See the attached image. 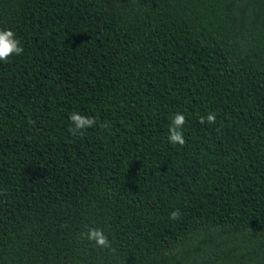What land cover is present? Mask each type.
Returning a JSON list of instances; mask_svg holds the SVG:
<instances>
[{
  "label": "trees",
  "instance_id": "16d2710c",
  "mask_svg": "<svg viewBox=\"0 0 264 264\" xmlns=\"http://www.w3.org/2000/svg\"><path fill=\"white\" fill-rule=\"evenodd\" d=\"M3 29L0 264H264V0H0Z\"/></svg>",
  "mask_w": 264,
  "mask_h": 264
},
{
  "label": "clouds",
  "instance_id": "9594fccd",
  "mask_svg": "<svg viewBox=\"0 0 264 264\" xmlns=\"http://www.w3.org/2000/svg\"><path fill=\"white\" fill-rule=\"evenodd\" d=\"M23 53V47L20 41L16 38L13 30L3 29L0 30V61H7L10 56L20 55ZM70 120L72 121V127L69 131L73 135L82 134L87 128L94 127L96 125V120L93 117H87L73 112L70 115ZM200 122L203 124L207 122L208 124H214L216 122V114L210 112L207 116L200 117ZM186 123V118L184 114L177 113L171 120L169 125V135L168 140L173 145L183 146L185 144L183 126ZM170 218L173 220L180 218V212L175 209L171 212ZM82 239L89 242H93L97 248L100 249H111V242L108 236L100 228L89 227L86 232L81 233Z\"/></svg>",
  "mask_w": 264,
  "mask_h": 264
}]
</instances>
